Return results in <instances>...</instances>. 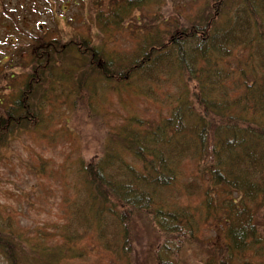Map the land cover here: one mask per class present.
Returning <instances> with one entry per match:
<instances>
[{"label": "rangeland", "instance_id": "374dc122", "mask_svg": "<svg viewBox=\"0 0 264 264\" xmlns=\"http://www.w3.org/2000/svg\"><path fill=\"white\" fill-rule=\"evenodd\" d=\"M37 1L0 0V77L5 75L0 79V95L23 92L26 111L21 113L29 115L30 103L36 108V94L44 86L55 93L49 97L53 104L47 108L51 120L48 126L42 130L30 125L31 129L26 128L0 152V229L13 231L12 242L0 241V264H11L7 255L15 256L12 264H33L39 257L31 247L45 248L56 256L57 264H264V244L245 253L233 247L228 251L225 248L232 245L228 224L200 215L203 210L197 209L205 199L206 187L195 180L196 161L189 152L177 165L175 184L158 193L160 201L164 198L165 206L168 203L171 209L196 210L197 238L185 241L180 250L150 222V214L125 213L128 242L119 219L123 215L120 207L115 217L105 218L101 230L86 218L88 211L83 206L79 218H71L70 200L81 189L78 170L108 152L113 135L117 137L113 153L119 156L126 143L123 128L128 124L134 131L151 135L145 121L150 125L169 115L176 104L170 96L185 87L178 84V73L173 69H169L172 74L126 70L116 77L100 78L99 72L106 68L105 58L113 57L121 69L123 58L131 63L136 56L137 40L129 31L110 26L112 22L102 28L101 15L110 7L100 6L101 0H48L44 5H37ZM194 10L195 5L187 2L166 0L159 13L163 19L157 21L156 28L163 33L181 12L191 14ZM141 13L147 16L150 12H136ZM166 18L169 21L165 23ZM41 36L44 40H62L57 45L59 51L47 54L41 50V45L32 40ZM80 42L83 48L77 47ZM89 66L95 70L84 71ZM83 72L85 77L90 73L93 77L77 83ZM123 77L134 86H117ZM151 77L160 86L154 85ZM151 85L155 92L147 90L140 95L138 86ZM73 100L79 103L74 106ZM34 113L40 120L36 110ZM135 157L126 152L122 156L125 164L139 171L143 162ZM218 191L214 195L219 204L232 196L222 187ZM5 243L9 251H4ZM166 243L171 248L161 255L159 245ZM175 250H179L177 255Z\"/></svg>", "mask_w": 264, "mask_h": 264}, {"label": "trees", "instance_id": "16d2710c", "mask_svg": "<svg viewBox=\"0 0 264 264\" xmlns=\"http://www.w3.org/2000/svg\"><path fill=\"white\" fill-rule=\"evenodd\" d=\"M165 1H100V6L110 7L108 11L103 9L102 28L113 26L129 31L137 40L132 62L123 58L125 64L118 69L113 57L105 58L106 68L99 72L100 78L116 77L126 70L143 74L163 70L172 74L169 69H173L178 73V84L185 89L170 96L176 104L169 115L154 124L145 121L151 135L134 131L128 124L123 128L127 144L124 143L119 156L113 153L117 142L113 135L108 152L78 170L81 189L70 200L71 218H79L83 206L88 211L86 218L101 230L105 218L115 217L120 211L124 239L128 242L125 213L151 215L150 222L167 242L179 249L185 241L197 238L196 210L171 209L168 203L165 206L164 198L160 201L158 193L175 184L179 176L177 165L189 152L196 161L195 180L206 187L205 199L197 209L202 208L200 215L228 224L232 243L225 248L228 251L232 247L240 253L256 250L264 244V0H181L195 5L194 12H181L169 24V30L161 33L156 24L163 19L159 13ZM141 9L150 13L137 15ZM168 21L166 18L165 23ZM87 70L93 71L95 67L84 71ZM3 77L4 73L0 79ZM81 77L77 83L93 76L90 73L85 77L83 72ZM151 78L154 85L160 86ZM122 79L117 86H134L130 79ZM46 87L36 94V108L35 103H30L29 115L22 114L26 111L23 92L0 95V152L26 128L31 129L30 125L36 124L37 129L43 130L51 122L47 108L53 104L49 97L55 93ZM138 89L140 95L154 91L153 85ZM78 103L71 102L74 106ZM125 152L143 162L141 170L124 163ZM105 159L110 160L103 162ZM220 187L226 195H232L222 204L214 195L219 194ZM118 207L123 210L118 211ZM12 235L13 231L0 229V241L12 242ZM167 244L159 245L161 255L171 248ZM4 245V251H9V245ZM31 248L39 257L33 264H57L56 256L48 254L45 248ZM26 249L24 245L23 250ZM179 250H175L176 255ZM6 257L11 264L14 262V255Z\"/></svg>", "mask_w": 264, "mask_h": 264}, {"label": "flooded vegetation", "instance_id": "af4514ba", "mask_svg": "<svg viewBox=\"0 0 264 264\" xmlns=\"http://www.w3.org/2000/svg\"><path fill=\"white\" fill-rule=\"evenodd\" d=\"M39 4L37 5H44L45 2H47L48 0H38L37 2H39ZM36 2V1H35ZM37 11H40L39 9L36 8ZM61 18H62V21H64V15L62 14L61 15ZM40 27H43L42 25H39ZM34 42H37L38 44L41 45V50H44L45 53L49 54L50 53V50L51 51H55V52H58L59 49L57 48V45L60 41L62 40H59V39H49V38H46V40L43 39V37H33ZM61 46V45H60ZM77 47H81L83 48V43L80 42V46H77ZM36 50H37V47H36ZM61 54V53H60ZM11 87H7V89H10Z\"/></svg>", "mask_w": 264, "mask_h": 264}]
</instances>
